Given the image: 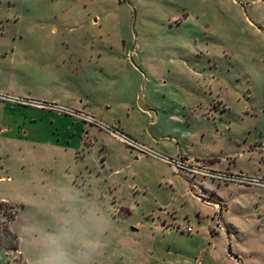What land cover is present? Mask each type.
<instances>
[{"label":"rangeland","instance_id":"rangeland-1","mask_svg":"<svg viewBox=\"0 0 264 264\" xmlns=\"http://www.w3.org/2000/svg\"><path fill=\"white\" fill-rule=\"evenodd\" d=\"M117 1L0 0V93L49 101L77 89L111 129L73 117L87 125L79 136L70 120L0 99V201L15 207L21 240L0 264H43L60 251L73 264H160L172 241L179 264L195 262L187 234L160 230L186 217L196 231L207 224L193 190L224 199L264 262V0ZM116 132L248 179L178 170Z\"/></svg>","mask_w":264,"mask_h":264},{"label":"crops","instance_id":"crops-1","mask_svg":"<svg viewBox=\"0 0 264 264\" xmlns=\"http://www.w3.org/2000/svg\"><path fill=\"white\" fill-rule=\"evenodd\" d=\"M117 2L119 4H123V0ZM97 4V2L94 3V5ZM98 7H100V5ZM133 64L135 70L139 74L144 75V71L142 70V68L138 67L136 63ZM59 79L62 80V78ZM3 95L10 96V94ZM10 97L19 99L20 101L5 102V109L16 110L17 107L27 108L29 110H32V112H34L35 110L39 111L43 115L50 116L51 119L62 121V123H64L65 120H70V125H72L75 129L80 130L79 136H81L82 132H84L85 126L87 125L84 126L82 123L75 121L73 119L74 116L64 112L60 108L75 110L98 119V117L92 111H90V104L88 103V94L86 93V95L83 96L81 91L77 89H74L73 91H70L69 93L63 96L50 97L49 101H47L48 99L39 100L16 95H11ZM110 113L111 112H106L104 115ZM125 120H127V114ZM6 128V126L0 127V134H4ZM77 133L78 132L76 130H72L69 133L70 138L72 139L73 136H77ZM82 142L83 139L81 138L75 139V144L79 145ZM70 148L75 152V148ZM108 156H110V154H108ZM136 159L140 158L136 157ZM196 160L199 159H195V161ZM209 161L212 163L211 160ZM193 179H196V177H193ZM193 192L188 191L189 196L192 197L198 203H200L203 207L208 208V210L210 211L209 214L203 217L207 224L203 226L201 230L196 231L194 228H192V233H189L187 231V227L189 228L191 226H186L184 224L185 221L188 220V217L180 220V223L183 224V230L182 228L178 227L177 224H175L174 226L172 224L163 223L160 226V230H162L161 232L166 234V236L176 235L178 234V232H182L183 234L188 235V237L184 238L189 240L188 244L190 245V248L196 250V256L194 257L195 262H189L187 258H184V261H187V264H264V262L259 260V254H257L256 252L257 250L252 249V247H250L248 243L246 244V241L243 240V236L239 229L227 218L229 206L227 205V203H225L224 199L220 196H215V194L210 195L207 193H202L201 191L199 192L194 190ZM174 219L177 220V218ZM199 219H201V217H199ZM199 223L201 225L202 222L199 221ZM157 227L159 228V226ZM136 234L137 233L132 232L130 230V227H127V236L130 237ZM170 243L172 244L168 246L170 248V256L168 260L160 259V264H179L176 261V257L182 254L178 251L171 250L172 248H177L175 247V241H172ZM173 252H175V256H173ZM156 261L158 262L157 258ZM127 264L152 263L151 261L146 259L141 261H135L133 259L127 258Z\"/></svg>","mask_w":264,"mask_h":264},{"label":"built area","instance_id":"built-area-1","mask_svg":"<svg viewBox=\"0 0 264 264\" xmlns=\"http://www.w3.org/2000/svg\"><path fill=\"white\" fill-rule=\"evenodd\" d=\"M0 99L5 101V102H18V101H20L19 99H15L13 97L3 95V94H0ZM60 109L63 110L64 112L68 113V114H71L76 119L81 120L88 125L97 126L99 128H104L106 130H111L108 126H105L101 121L97 120L95 117H92L90 115H87V114H84V113H81V112H78L75 110H71V109H63V108H60ZM118 134L126 142V144H128L130 147L136 149L137 151H139L141 153L149 154V155H152L155 157H159L162 160H164L165 162L177 167L178 170L187 171V172H195V173H203V175H206V176L209 175V176L217 178L218 180L231 181V182H240L241 183L243 181L246 182V179H248V178H244L243 176H239V175H233L232 176V175H227L226 173H221V172H217V171H212V170L209 171L208 169H203L199 165H193L188 160L171 159L168 157L158 156L155 153H153V151L151 149L147 148L146 146L139 144L135 140L128 138L127 136L123 135L122 133L118 132ZM187 231L189 233H192V231H193L192 227L187 228Z\"/></svg>","mask_w":264,"mask_h":264},{"label":"trees","instance_id":"trees-1","mask_svg":"<svg viewBox=\"0 0 264 264\" xmlns=\"http://www.w3.org/2000/svg\"><path fill=\"white\" fill-rule=\"evenodd\" d=\"M18 216L15 207L6 201H0V251L18 252L20 236L12 228Z\"/></svg>","mask_w":264,"mask_h":264},{"label":"clouds","instance_id":"clouds-1","mask_svg":"<svg viewBox=\"0 0 264 264\" xmlns=\"http://www.w3.org/2000/svg\"><path fill=\"white\" fill-rule=\"evenodd\" d=\"M84 258L87 259V254H83ZM43 264H73L72 260L68 259L67 255L62 251L53 254L46 259Z\"/></svg>","mask_w":264,"mask_h":264}]
</instances>
